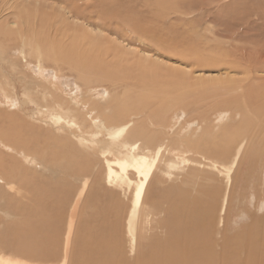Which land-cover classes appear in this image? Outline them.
I'll return each mask as SVG.
<instances>
[{"label":"rangeland","instance_id":"374dc122","mask_svg":"<svg viewBox=\"0 0 264 264\" xmlns=\"http://www.w3.org/2000/svg\"><path fill=\"white\" fill-rule=\"evenodd\" d=\"M34 6H36L35 8L40 12V15L46 14L43 18L49 17L51 26L56 29V38L48 39L52 42L58 54L62 53L63 50V48H60L58 40L69 42L70 46L78 44L77 42H82L80 43L82 44L81 47L85 46L86 48L90 44L93 45V43H98L99 45L97 44L95 47H93L95 44L93 46L90 45V49L87 48L88 53L87 49H79V46H77L75 49H78L80 53L87 57L72 56L69 59L70 61H63L64 59L62 57L59 58V55L57 58H36L26 44L22 45L17 39H14L15 27L10 24L12 19L11 17L9 18V11L12 8L15 11L26 10L25 8L32 10ZM0 8V30L2 31L0 33V46L4 51V60L0 58V65L2 66V68L0 66V136L2 138L4 136L3 139L12 143L16 149H24L23 151L28 154V157L33 159L32 162H28L19 157L18 154L0 153V161L4 166L2 167L0 163V174L5 177V180L9 181V186L0 181V191L2 193L0 196V258L3 259V264H5V260H18L26 264H61L59 261L34 259L23 255L22 252V254L18 253L19 251L16 252V248L14 252V249H11L13 248L11 245L6 244L7 247L1 244V241L8 242L7 240L9 239V241H19V238H15V235L19 233L18 228L21 229L22 227L19 226L24 225L28 220L30 221L31 216L25 213L22 214V211L20 213L16 208L24 206V208L26 207L25 209H30L33 206L35 199L33 196H36L34 190L32 191L34 186H38V188H41L40 186L55 187L57 184L58 189L69 190L71 191V196L74 197L81 189L82 184L87 181L88 185H86V189L83 192L78 209L81 215L77 217V220H80V222L86 215V204L92 207V204L97 200L90 196L94 188H97L103 196L109 194L105 196V201H99L103 202L102 204L98 203L100 206L99 219L103 215L106 222L109 220L108 222L113 223L112 225L115 224L114 221L118 222L114 227L118 226V230H116L120 237V244H122L123 249L125 247V251L127 250L124 222L131 205L134 183L138 179L137 175L129 167L131 170H127L129 174L126 175V179L108 182L107 168H105L107 166V154H100V152L95 153V159L92 163L85 165L84 174H77L75 172L76 167L72 162L73 166L70 161L68 162L71 165L67 164L68 162L63 163V157H57V155H64L70 149L75 150L78 144L76 143V138H73L65 129L66 127L57 130L58 126L55 128L54 125L51 126L50 123L45 121L49 118L46 108L56 107L55 101L61 102L63 106L67 105V103L75 106L74 110L79 112L80 115L78 114V117L75 114L77 118L72 117L77 119L75 122L78 121L81 129L83 128L82 130L87 132L96 131L97 129L90 120V112L84 115L86 110L89 109L90 103L103 105L117 101L118 107L110 106V108L116 109V111L121 110L122 112L129 109L128 111L131 113L130 119L136 120L138 122L136 124L141 129L148 131V133H156L157 136L159 135L158 138L164 139L163 146L167 148L165 154L168 159L164 162L161 161L163 170L159 169L157 163L155 170L151 174L152 178L148 184L149 188L145 192L147 199L143 204L144 210L151 200L154 199L155 195L161 193L162 187L165 189L166 186L176 185L177 183L179 187L190 186L191 192L193 193V190L195 192L193 194L202 195L203 197L200 196L202 200L210 202L211 206L215 205L217 209L214 208L213 217L210 218L214 221L221 198L228 192L229 198L225 219L230 240L237 233L248 237L250 240L252 239L251 241L256 240L257 246L259 247L260 245L261 248H264V205L261 206L262 203L264 204V129L262 130V127L260 130V138L258 139L260 155L252 166L253 168L251 167L249 172H245L246 164L244 162L241 163L232 170L230 184H228L223 173L220 174L215 167H209L210 164L206 165L209 163L206 159H218V162H222L221 159L216 158L212 152L207 151L206 154L204 150L196 149L199 147L197 142L202 136L206 135V132L210 135L213 133L220 134L223 129L226 130L227 127L232 125V122H234L232 126L237 125L242 112L226 104L229 98L228 95H230L229 92L226 94V91H222L226 95L222 94L223 99L221 98L220 91L223 89L219 90V83H213L212 85V83L207 82L213 88L219 86L218 90L215 89L213 91L209 84H204L205 81L202 82L196 79L195 76L198 73L197 63L191 62L187 68H184L186 70H197V73L189 75L186 73L182 74V71L177 69H182L185 64L178 65L175 60L178 57L181 58L184 55L187 57L188 54L191 55L196 52V54L202 56L204 54H206L205 56H211V49L214 51L213 55L224 52L225 47L221 49L220 46L217 49L216 45V40H222V38L220 36L218 38L215 34L213 35L210 30L219 28V30L235 29L236 31L239 29L243 31L244 29V31H247L246 27L237 26L239 20L250 19V22L254 21L255 24L259 25V31L250 30L248 33L254 35L264 34V25H262V22H264V0H0ZM40 15L38 14V16ZM12 17L13 19L15 18V16ZM5 19L8 21H5ZM256 22H259V24ZM36 23H39V26L42 25L40 17ZM235 25L239 28L235 27ZM10 30L13 34L8 32ZM258 35L249 37H252L253 40L264 37V35ZM224 40L223 42L230 41ZM56 42L57 44H54ZM118 45L122 46L117 47ZM95 50H97V53ZM219 50H222V52H219ZM90 51L93 52L91 53ZM148 55L147 60L142 58V56ZM95 56H97V60H95ZM94 63L97 65H94ZM81 65H86L90 68L89 70L87 69L89 72L85 80L79 78L83 68ZM91 65L92 68L90 67ZM78 66L80 69H78ZM194 79L196 80L194 81ZM200 84L201 86L203 84L209 86L204 87L203 85L202 87L205 88L203 89ZM209 87L210 90L207 89ZM3 89H5L7 95L17 98L14 105L9 100L6 103V97L1 94ZM218 91L220 92L219 95ZM223 103L225 106H222ZM74 110L72 109L71 111ZM61 114L64 116V120L72 118L71 115L66 117L63 112ZM218 114L221 116L220 122L217 117L219 116ZM91 115L95 116L94 111H92ZM99 123L101 124V121ZM217 130L219 131L217 132ZM8 131L10 134L13 133L12 135H18L22 143L19 139L14 142L11 141V135L7 137L9 135ZM6 134L7 136L5 137ZM98 136L101 137V134ZM196 136H198V140L195 139ZM8 138H10V141ZM189 140L191 142L195 141V143H190ZM189 144L190 146H188ZM65 145L68 146L66 147ZM74 146L76 147L74 148ZM42 149L43 152H38L42 151ZM48 152H55L57 155L50 157ZM67 155L71 156L69 153ZM73 157L71 156L70 158L75 159V156ZM182 157L187 158L189 161L183 160ZM165 163L170 165V170H168L169 167ZM225 163L228 164L227 162ZM68 169H70V172L67 171ZM207 172L209 173L207 174ZM120 182H125V184ZM131 182H133V186ZM186 182L189 185H186ZM198 190H200V193ZM106 197H110L111 201L108 198L109 200L107 199L108 202H106ZM112 199L114 200L112 201ZM107 204H109L108 209L106 207ZM208 206L210 207V205ZM103 208H106V210L102 211L101 209ZM65 210L66 204L59 212L64 214ZM104 214H107V216ZM154 215L153 218H156L155 220L165 217L163 213ZM108 216H110V219L107 218ZM149 216L151 215L149 214ZM63 221L61 223L57 251L60 250L61 238L65 233L66 220L64 219ZM80 222L78 221L77 225L75 223L74 227L79 231ZM15 227L18 228L16 229ZM79 231H73V233L76 232V236L73 234L75 237L73 236L74 239L72 238L74 244L78 240ZM259 237H261L260 240L258 239ZM5 238L7 239L6 241ZM73 243L72 246H75ZM75 250H77V247L76 249L72 247V250H70L71 254L73 252V257L77 252ZM133 256H130V258ZM0 264H2L1 260Z\"/></svg>","mask_w":264,"mask_h":264},{"label":"bare ground","instance_id":"6f19581e","mask_svg":"<svg viewBox=\"0 0 264 264\" xmlns=\"http://www.w3.org/2000/svg\"><path fill=\"white\" fill-rule=\"evenodd\" d=\"M35 7L36 6H34L32 10L25 8L26 10L20 9L19 11H15L14 8L11 9L9 7L11 9L9 11L10 12L9 18L11 17L12 19L10 21V24L15 27V33L13 34L11 30L8 32H11L14 35L13 36L14 39H17L22 45L26 44L30 52L38 59H42L44 57L57 58L59 55V58L62 57L64 59L63 61H70L69 59H71L72 56L87 57L83 53H80V51L75 48L79 46V49L80 48L90 49V47L93 46L95 43H93V45L90 44L91 46L88 45V47L86 48L85 46L81 47L82 44L80 43L82 42L80 43L77 42L78 44L74 43L75 45L70 46L69 42H66L64 40H58L60 48H63L62 53L60 52L58 54V51L54 49L52 42L48 39L50 38L52 40L56 38L57 36V34H55L56 29H54L51 26L49 17L43 18L44 16H46V14L44 13L43 16L40 15V12ZM38 14L40 16H38ZM12 16H15V18L13 19ZM39 17H40V22H42L41 26H39V23L38 24L36 23ZM249 20L245 19L243 21L239 20V22H237V26L239 27L244 26L247 28L246 29L247 31H244V29L243 31L239 29L236 31L235 29L234 30L228 29L229 30L228 31L227 29L219 30V28L216 30H210V32L213 35L215 34L218 38L219 36L222 38V40L220 39L216 40L217 41L216 45H217V49L220 48V46L221 49H223L222 47H225L224 52H222V50H219V52L221 51L222 53L218 55H213L214 51L211 49L212 51L211 56H205L206 54L202 56L196 54L197 53L196 52L195 54L193 53L191 55L186 53L189 56L187 55L186 57L184 55L181 58L178 57L177 59H175L178 62L177 63L178 65L185 64L182 69L177 68L178 70L182 71L181 72L182 74L186 73L191 75L193 73H197L196 72L197 70L195 71L194 69L193 70L184 69L187 68L189 66L188 64H190L191 62L197 63L198 77L195 76L196 79L201 80L202 82L205 81L204 83L205 85L209 84L207 82L212 83V85L213 83L215 84L219 83L220 88L219 86L213 88L209 84L213 88L211 90L213 91L215 89L218 90L217 88H219L220 90L222 88L223 90L220 91L221 93L218 91V95L220 93L221 98L225 93L228 94L229 92L230 95H228L229 98L227 97L228 100L226 101L227 102L226 104L229 106L231 105L233 106V108H237L242 112L240 118L238 119L240 121L238 122L237 125L232 126L234 123L232 122V125L227 127V129L225 128L226 130L223 129V131L220 134L213 133L210 135L208 132H206V135L202 136L201 139L198 140L197 139L198 136H196L195 138L198 140L197 144H199L198 145L199 147L196 149H201V151L204 150L206 154L207 151L212 152V154H214L216 158L221 159L222 162L220 161L218 162L217 161L218 159L216 160L210 158L209 160L206 159L207 161H209V163L206 165L210 164L211 166L209 165V167H213V168L215 167L218 169V172L220 174L223 173L226 177L225 179H227L228 184H230L231 172L233 169L237 168L241 163L244 162L246 164L245 172H249L251 167L258 160L260 155L258 139L260 138L261 128L263 127L262 130L264 129V37L263 38L259 37L260 39L253 40L252 37L258 34L254 35L248 32L250 30L252 31L258 30L259 25L255 24L254 21L250 22ZM5 21L8 20L5 19ZM256 23L259 24V22ZM263 23L264 22H262V25H264ZM237 26L235 25V27ZM0 33H2L1 30ZM259 35L263 36L264 34L261 33ZM223 39L230 41L227 42L224 40L225 42H223ZM54 44H57V42ZM97 44L98 43H96L93 47H95ZM120 46L122 45H118L117 47ZM88 49H87V53L89 52ZM95 52L97 53V50H95ZM208 55L210 54L208 53ZM3 56H4V51L0 46V58L4 60ZM148 57L149 55L142 56L144 60H147ZM95 58H96L95 60H97V56H95ZM80 62H81V58H80ZM94 65L97 64L94 63ZM85 66L86 65H81V67L83 68L79 74L80 75L79 78H83V80H85L86 77L88 76V72H89L88 70L90 69L89 66L88 67ZM104 66L106 65L104 64ZM90 67L92 68V65ZM78 69H80V67ZM196 79H194V81ZM205 85L204 87L209 86V85L208 86ZM207 89L210 90V87ZM222 91L224 92L226 91V92L223 93ZM1 94L4 97H6V103L9 100V102H11L12 105L15 104L17 98L7 95L5 93V89L2 90ZM200 94L202 93L200 92ZM55 103H56V107L54 105H53L54 107H51L50 109H47L45 107L49 116V118L45 121L50 123L51 126L54 125L55 128L56 126H58L59 128H57V130L58 129L61 130L63 127L64 128L66 127L65 129L72 135V137L76 138V143L78 144V147L74 146V148L76 147L75 150L70 149L68 152L69 154H71L72 158H74L73 156H75V159H71L70 158L71 156L67 155L68 154L67 151L66 154L64 155L62 154L61 156H58L57 154H55V152H50V153L48 152L49 153L48 155L50 157H54L56 155L57 157H63L64 161L61 159L63 163H67L68 161H70V163L72 162L76 167L75 172L77 174H84L83 172L85 171V167L88 165V163H92L94 161L95 153L97 152H100V154L105 153L107 154L106 157L107 166H105V168H107L108 182H112V181L114 182L117 180L122 181L126 179V175L129 174L127 173V170H129L130 168L133 169L134 170L133 173H136L137 175L138 179L134 183L135 186L132 193L131 205L129 207L124 222L127 250L125 251V247L123 249L121 246L122 244H120L119 241L120 237L117 232L118 226L114 227L115 225H117L118 222L114 221L115 224L112 225L113 223L108 222L109 220L106 222L105 217L103 215L99 219L100 215L98 214L100 213V209H99L100 206L98 205V203H101L99 202L100 200L105 201L104 200L105 196L109 194H105L102 191L105 194L103 196L101 195V192H99L97 188H94L90 193V196L96 198L97 200L92 204V207H90L89 204H86L87 212L85 217L81 219V222L80 220H77V217H80L81 215L78 212V209L80 206L79 204L83 192L86 189V185H88L87 181H85L82 184V187H80L81 189L74 197L71 196L70 194L71 191L58 189L57 184L55 185V187L40 186L41 188H38V186L37 187L34 186L32 188V191L34 190L36 196H33L35 197L34 203L32 202L33 206L30 207V209H25L26 207L24 208V206L16 208L19 212L22 211V214L25 213L26 215L31 216L30 221L28 220L25 222L24 225L19 226L22 227L21 229L17 227L19 233L17 234L16 231V234L19 235L20 237L15 234H12L16 236L15 238H19V241L17 242L14 240L9 241L10 239L7 240L8 238L6 237L7 239L5 238V241L7 240L8 242L1 241V244H3L2 246H7L6 244H8L13 246V248L11 249H14V252L16 248L17 249L16 252L19 251L18 253L20 254L23 253V255H26L28 257L42 261H59L61 264H264V248H261L259 245V247L261 248L260 249L256 244V240L251 241L252 239L250 240L248 239V237L242 236L241 234H237V233H235L232 236L233 239L230 240V234L227 233V224L225 219L226 208L228 205V198H229L227 194L228 192L225 193L221 198L218 213L214 217V221H212L213 219L211 220L210 218L213 217V213H214L213 210L217 209L215 205L211 206L210 202L202 200V198L200 197L202 195L193 194L195 192L194 190L193 193L191 192L190 186L179 187L178 186L179 184L177 183L176 185L166 186L165 189L164 187H162L163 190L161 189L162 190L161 193L158 194L156 193L157 195H155L154 199L151 200L150 204L146 207V209L145 210L143 209L144 207L143 204L147 199L145 197V192L147 191V188H149L148 184L149 181H151L150 179L152 178L151 174L153 170H155L154 168L157 165V163L160 170L164 169L161 167V163L168 159L165 154V150L167 148L163 146L164 139H162L161 137L158 138L159 135L157 136L156 133H148V131L147 132L144 131L143 129H141L139 125L136 124L138 123L136 120H134L133 118H132L133 120L130 119L131 113L128 111L129 109L122 112L121 110L116 111V109L110 108V106L116 107L118 105L117 101L112 104L105 103L103 105L93 102L90 103V105L88 104L89 109L86 110V113L84 115L90 112V120L92 121L93 125L97 127V129L96 131L87 132L86 130L83 131L82 130L83 128L81 129V126L78 124V121L75 122V120L77 119L73 118V117L77 118V116L79 117L80 115L79 112L74 110L75 106H72L68 103L67 105L63 106L61 102L58 101H55ZM222 106H225L224 103ZM72 109L74 111H71ZM92 111H94L95 116L91 115ZM62 112L66 117H70V115L71 117L72 116L73 117L71 119L69 118L68 120H64L63 119L64 116L61 114ZM219 116L217 117L219 118V122H220L221 116L220 117ZM101 118L103 119V122ZM100 121L101 124L99 123ZM218 131L219 130H217V132ZM12 134H10L9 132V135L7 136L6 134L5 137L6 136L10 137L11 135L10 137L12 138L11 141L13 142L18 141L17 140L19 139L18 135L16 136V134L15 135ZM99 134H101V137L104 135L102 139L101 137L98 136ZM62 137L64 138V136ZM3 138L0 136V147L3 150L2 151L0 148L1 150L0 153H4V154L7 153L10 155L18 154L19 157H21L25 161L28 162L33 161V159L28 157V154H26V152L23 151L24 149L23 150L16 149L12 143L8 142L7 140L6 142ZM10 138H8L9 141ZM189 142L195 143V141L191 142L190 140ZM71 143L76 144L74 142ZM188 146H190V144ZM38 152H43V149L42 151H38ZM182 159L189 161L187 158L182 157ZM225 162H227L228 164H226ZM70 163L68 162L67 164ZM167 165L168 163L166 164V166ZM169 166L170 165H168L167 167ZM2 167L4 166L2 165ZM69 170L70 169H68L67 171ZM168 170H170V167ZM166 172L168 171L166 170ZM208 173L209 172H207V174ZM132 180L134 181V179ZM0 181L9 186V181H7V179L5 180V177L2 174H0ZM122 183L125 184V182ZM131 184L133 186V182H131ZM186 185H189V183L186 182ZM199 191L200 190H198V192ZM1 194L2 193L0 191V196ZM108 198L111 201V198L110 197ZM108 198L106 197V202H108L109 200ZM212 199L214 200V198ZM113 200L114 199H112V201ZM64 204H66V210L64 214L62 212L63 214L62 215L61 212L59 211L61 210L62 207H64ZM208 205H210V207ZM262 205L264 204L262 203L261 206ZM108 206L109 204H107L106 206L107 209L109 208ZM204 207L207 208V210H205ZM104 209L106 210V208H103L101 210L104 211ZM153 213L155 215L163 213L165 217L155 220L156 218L155 219L153 218L154 215ZM149 214L151 216H149ZM104 215L107 216V214ZM109 217L110 216H108L107 218L110 219ZM64 219L66 220L65 222L66 227L64 228L65 233L64 236L61 238L62 240H61L60 250L57 251V246H59L61 223ZM76 220L77 222L78 221L80 222V231L74 228L75 223L77 225ZM74 230L79 231L78 232L79 236L77 235L78 240L76 242L77 246L76 244L73 243L72 240V238L74 239V237L76 236L75 234L76 232L73 233ZM260 238L261 237H259L258 239L260 240ZM72 243L77 247V250H75V252L76 251L77 252L76 253L74 252L76 254L74 257L72 256L73 252L71 254L70 250H72V247H74L75 249L76 247L72 246ZM132 255L134 256L130 258V256ZM0 260L2 261L3 264V259L0 258ZM4 262L5 264H26L18 260H5Z\"/></svg>","mask_w":264,"mask_h":264}]
</instances>
